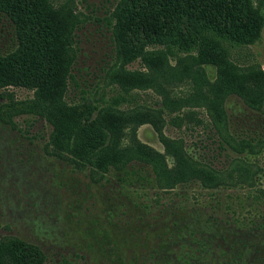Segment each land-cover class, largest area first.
Instances as JSON below:
<instances>
[{"label":"rangeland","instance_id":"374dc122","mask_svg":"<svg viewBox=\"0 0 264 264\" xmlns=\"http://www.w3.org/2000/svg\"><path fill=\"white\" fill-rule=\"evenodd\" d=\"M122 1L52 0L77 21L65 100L74 105L114 97L117 110H163V136L181 141L191 158L218 170L244 158L258 167L257 187L213 190L191 181L168 189L140 158L122 170L78 169L47 145L53 127L27 110L32 92L10 87L15 104L0 90V240L19 237L56 263L264 264V144L254 153L239 144L264 136V101L259 106L227 93L219 117L209 103L191 95L192 80L163 87L121 85L126 71L148 72L140 58L127 62L115 42L114 13ZM258 4L259 38L231 51L242 69L264 70V0ZM14 40L12 22L0 13V51ZM161 48L147 50L153 57ZM167 54V72L173 74L197 58L196 52ZM199 72L211 81L217 77L214 64H203ZM166 89L180 102L171 103ZM4 104L15 106L2 110ZM138 137L164 152L162 135L151 123L140 126Z\"/></svg>","mask_w":264,"mask_h":264},{"label":"trees","instance_id":"16d2710c","mask_svg":"<svg viewBox=\"0 0 264 264\" xmlns=\"http://www.w3.org/2000/svg\"><path fill=\"white\" fill-rule=\"evenodd\" d=\"M0 13L15 30L13 45L6 52L0 51L1 95L15 104L10 87L32 92L27 110L52 125L47 145L57 156L78 169L89 166L101 173L112 167L122 170L130 160L140 158L154 167L157 180L168 189L191 181L213 190L220 186L257 187L258 167L244 158H234L226 169L218 170L191 158L181 141L163 136L162 109L121 111L115 108L114 97L69 104L65 91L74 62L77 21L52 0H0ZM114 14L118 49L127 62L140 58L148 68L147 73L126 71L123 81H118L121 85L163 87L192 80L191 95L209 103L218 116L223 111L221 98L227 93L237 92L250 104L262 105L264 70L242 69L231 58L233 49L255 43L261 34L258 0H123ZM158 46L163 48L152 57L147 48ZM174 50L196 52L197 58L184 71L169 73L167 53ZM206 63L217 67L214 81L206 73V77L198 73ZM166 91L171 103L180 102L174 92ZM13 106L4 104L2 110ZM146 123L162 135L164 152L138 137L140 126ZM239 144L242 151L254 153L264 144V136L256 143L244 139ZM167 157L172 159L171 165ZM0 264L69 263L50 262L39 246L11 237L0 240Z\"/></svg>","mask_w":264,"mask_h":264},{"label":"flooded vegetation","instance_id":"af4514ba","mask_svg":"<svg viewBox=\"0 0 264 264\" xmlns=\"http://www.w3.org/2000/svg\"><path fill=\"white\" fill-rule=\"evenodd\" d=\"M264 135V134H263Z\"/></svg>","mask_w":264,"mask_h":264}]
</instances>
